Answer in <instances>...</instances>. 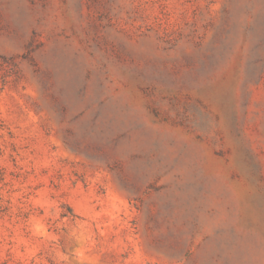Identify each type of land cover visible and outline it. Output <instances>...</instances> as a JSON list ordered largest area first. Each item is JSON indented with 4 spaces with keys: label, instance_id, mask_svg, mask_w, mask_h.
Segmentation results:
<instances>
[{
    "label": "rangeland",
    "instance_id": "obj_1",
    "mask_svg": "<svg viewBox=\"0 0 264 264\" xmlns=\"http://www.w3.org/2000/svg\"><path fill=\"white\" fill-rule=\"evenodd\" d=\"M0 264H264V0H0Z\"/></svg>",
    "mask_w": 264,
    "mask_h": 264
}]
</instances>
